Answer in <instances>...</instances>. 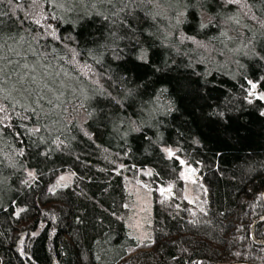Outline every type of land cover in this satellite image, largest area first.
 Segmentation results:
<instances>
[{"label":"trees","instance_id":"obj_1","mask_svg":"<svg viewBox=\"0 0 264 264\" xmlns=\"http://www.w3.org/2000/svg\"><path fill=\"white\" fill-rule=\"evenodd\" d=\"M263 94L264 0H0V264H264Z\"/></svg>","mask_w":264,"mask_h":264},{"label":"rangeland","instance_id":"obj_2","mask_svg":"<svg viewBox=\"0 0 264 264\" xmlns=\"http://www.w3.org/2000/svg\"><path fill=\"white\" fill-rule=\"evenodd\" d=\"M238 3L239 5L243 4L240 2ZM241 9L244 12L246 11L244 6H242ZM246 89L249 92L248 99L253 100L256 97L257 89H253L251 86H247ZM187 167L193 172L200 170V168H195L191 165ZM72 181V176L64 175L60 179V184L65 186ZM195 183H199L198 180ZM195 183L186 170H182L180 181L177 184L161 188L157 185L153 187L147 182H126V192L130 198V204L128 206L129 217L127 219L129 237L138 242H147L151 240L153 207L155 204L154 193L157 195L156 202L164 209H174V211L185 212L190 215L193 212V203L195 200Z\"/></svg>","mask_w":264,"mask_h":264},{"label":"water","instance_id":"obj_3","mask_svg":"<svg viewBox=\"0 0 264 264\" xmlns=\"http://www.w3.org/2000/svg\"><path fill=\"white\" fill-rule=\"evenodd\" d=\"M260 99L264 100V97H260ZM183 165H185L184 163H182ZM186 172L191 175L192 177V181L195 182L196 179H197V175L198 173L197 172H193L191 169H188V167L186 168ZM161 188V187H160ZM261 222H264V216L257 219L255 222H254V225H253V232H252V235H253V241L258 244L259 246H264V240H258L256 237H255V232H254V229L256 227V225L258 223H261Z\"/></svg>","mask_w":264,"mask_h":264},{"label":"flooded vegetation","instance_id":"obj_4","mask_svg":"<svg viewBox=\"0 0 264 264\" xmlns=\"http://www.w3.org/2000/svg\"><path fill=\"white\" fill-rule=\"evenodd\" d=\"M184 170H186V169H184ZM152 189H154V188H152Z\"/></svg>","mask_w":264,"mask_h":264},{"label":"snow or ice","instance_id":"obj_5","mask_svg":"<svg viewBox=\"0 0 264 264\" xmlns=\"http://www.w3.org/2000/svg\"><path fill=\"white\" fill-rule=\"evenodd\" d=\"M253 87H255V85H253Z\"/></svg>","mask_w":264,"mask_h":264}]
</instances>
